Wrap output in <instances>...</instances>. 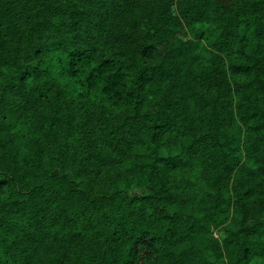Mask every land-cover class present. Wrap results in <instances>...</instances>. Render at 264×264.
<instances>
[{"label": "trees", "instance_id": "obj_1", "mask_svg": "<svg viewBox=\"0 0 264 264\" xmlns=\"http://www.w3.org/2000/svg\"><path fill=\"white\" fill-rule=\"evenodd\" d=\"M0 264H264V0H0Z\"/></svg>", "mask_w": 264, "mask_h": 264}]
</instances>
